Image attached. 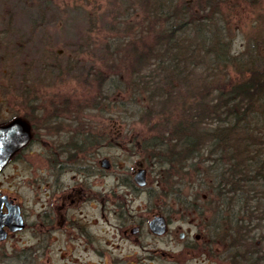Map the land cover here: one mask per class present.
<instances>
[{
  "label": "rangeland",
  "instance_id": "rangeland-1",
  "mask_svg": "<svg viewBox=\"0 0 264 264\" xmlns=\"http://www.w3.org/2000/svg\"><path fill=\"white\" fill-rule=\"evenodd\" d=\"M211 1L217 2L218 9L211 23L229 52L248 66L264 67V0ZM145 16L143 0H0V97L5 98L3 107L8 108L15 107L10 103L13 98L19 106L17 95H35L45 107L64 105L75 119L72 122L77 123L78 113L89 118L92 131L104 139L99 155L108 157L116 172H128L136 162L147 167V195L134 196L133 203H144L146 198L149 203H178L179 197L201 203L195 193L207 194L199 188L207 181L200 174L207 166L180 160L161 162L152 156L150 148L143 147V141L153 134L144 117L141 120L144 108L138 112L123 110L132 99L140 102L141 95H147L133 91L127 78L132 71L131 47L141 51L151 41L148 36L152 31L142 28ZM243 61L226 67L228 79L237 82L247 77H236ZM175 85L181 93L183 87L177 82ZM142 103L140 107L148 105ZM11 114L3 116L9 118ZM29 149L30 161L42 164L41 147ZM16 165L28 171L26 163H13L0 174V189L16 193L27 209L33 193L21 176L19 181L13 177ZM23 174L29 176L26 171ZM103 223L99 220L102 229ZM100 239H109V234L102 233ZM11 241L5 242L6 252L11 251ZM30 241L16 238V250L29 251ZM60 245L52 244L48 259L47 255L35 261L9 257L0 258V264H65L58 257Z\"/></svg>",
  "mask_w": 264,
  "mask_h": 264
},
{
  "label": "flooded vegetation",
  "instance_id": "flooded-vegetation-1",
  "mask_svg": "<svg viewBox=\"0 0 264 264\" xmlns=\"http://www.w3.org/2000/svg\"><path fill=\"white\" fill-rule=\"evenodd\" d=\"M17 98L18 107L13 98L10 103L15 107L5 108V98L0 97V128L15 120L0 141L2 153L13 149L0 174L13 163H26L28 171L16 165L13 177L27 181L33 199L26 209L16 193L0 189V213L14 211L16 218L17 210L22 222L18 229L2 226L5 238L0 239V258L35 261L59 243L58 257L65 264H264L260 247L246 254L227 243L226 221L212 218L218 205L149 203L146 196V202L133 203L134 196L147 195V167L136 162L130 171L116 172L108 157H100L104 139L92 131V121L82 113L76 123L64 105L52 109L37 102L35 95ZM16 118L28 127V136L17 149L16 137L22 138L25 130L21 127L16 132ZM32 147H41L42 164L30 161ZM103 158L107 165H102ZM140 168L144 169V186L134 180ZM154 218L161 220L152 223ZM102 233L109 234V239L102 241ZM10 238L11 251L6 252L5 242ZM16 238L32 240L29 251L16 250Z\"/></svg>",
  "mask_w": 264,
  "mask_h": 264
},
{
  "label": "trees",
  "instance_id": "trees-1",
  "mask_svg": "<svg viewBox=\"0 0 264 264\" xmlns=\"http://www.w3.org/2000/svg\"><path fill=\"white\" fill-rule=\"evenodd\" d=\"M143 1L142 28L152 31L151 41L141 51L131 47L127 78L133 91L147 95L123 110L144 108L141 120L153 134L143 147L152 156L207 166L200 173L207 181L199 185L207 194L197 192L195 199L220 206L212 218L226 221L232 249L264 251V67L248 66L229 52L211 23L217 2ZM242 61L236 77H247L233 82L226 67ZM142 102L148 105L140 107ZM179 198L178 203L198 202Z\"/></svg>",
  "mask_w": 264,
  "mask_h": 264
},
{
  "label": "water",
  "instance_id": "water-1",
  "mask_svg": "<svg viewBox=\"0 0 264 264\" xmlns=\"http://www.w3.org/2000/svg\"><path fill=\"white\" fill-rule=\"evenodd\" d=\"M14 121H12L10 124L4 126L3 128H0V141L5 140L4 133L10 127H14V125H15ZM21 127H24L25 134L22 136V138L16 137V149L25 142V140L28 136V127L24 126L23 123L20 122V118H16V132L19 129H21ZM1 150H2V147L0 146V169L5 164L8 156L10 155V153L12 152L13 149L4 150V153H2ZM101 163H102V165H107V159L103 158L101 160ZM134 180L140 186H144L146 184V179H145V174H144L143 168L142 169L140 168L135 173ZM13 214H15L14 211H10L8 214L0 213V239L5 238V232H4V230H2V226L4 224H8V226L12 229H18L22 226L21 217L18 215L17 210H16V218L14 217ZM158 219L161 220V218H154L152 220V223H156Z\"/></svg>",
  "mask_w": 264,
  "mask_h": 264
}]
</instances>
